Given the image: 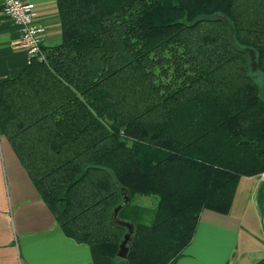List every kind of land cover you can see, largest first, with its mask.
<instances>
[{"label":"trees","instance_id":"16d2710c","mask_svg":"<svg viewBox=\"0 0 264 264\" xmlns=\"http://www.w3.org/2000/svg\"><path fill=\"white\" fill-rule=\"evenodd\" d=\"M57 6L60 43L0 83V132L67 236L114 264H176L202 212L228 214L241 178L264 173V0Z\"/></svg>","mask_w":264,"mask_h":264},{"label":"crops","instance_id":"0c3cea01","mask_svg":"<svg viewBox=\"0 0 264 264\" xmlns=\"http://www.w3.org/2000/svg\"><path fill=\"white\" fill-rule=\"evenodd\" d=\"M43 29L45 47L60 43L57 0H24ZM29 63L21 33L0 1V83ZM264 177L241 178L228 214L205 210L192 243L176 264H258L264 259ZM0 264H114L67 236L43 200L10 139L0 132Z\"/></svg>","mask_w":264,"mask_h":264},{"label":"built area","instance_id":"2783aa9c","mask_svg":"<svg viewBox=\"0 0 264 264\" xmlns=\"http://www.w3.org/2000/svg\"><path fill=\"white\" fill-rule=\"evenodd\" d=\"M13 24L21 33V46L33 58L45 60L43 29L35 20V12L24 0H0ZM264 177V173L262 174Z\"/></svg>","mask_w":264,"mask_h":264},{"label":"water","instance_id":"95a60500","mask_svg":"<svg viewBox=\"0 0 264 264\" xmlns=\"http://www.w3.org/2000/svg\"><path fill=\"white\" fill-rule=\"evenodd\" d=\"M234 33H235V30L232 29L231 30V41H232V43L234 45H236V42H235V39H234ZM246 50L250 54V57H251L252 70L253 71H257V69H258V62L256 60L255 51L252 50V49H249V48H247ZM124 197H125L124 204H128L130 202V197L128 196L127 192H125ZM122 207H123V205H121V206H119V207H117L115 209L114 218L116 219V221H117V223L119 225L124 226V227H126L128 229V232L125 235V239L122 242L121 247H120V251L118 253L119 257H121L123 259H126L128 257V255H129V251H130L129 243L133 239V235H134V231H135V225L133 223H130V222H127V221H120V220H118L117 216H118L119 211L121 210Z\"/></svg>","mask_w":264,"mask_h":264},{"label":"rangeland","instance_id":"374dc122","mask_svg":"<svg viewBox=\"0 0 264 264\" xmlns=\"http://www.w3.org/2000/svg\"><path fill=\"white\" fill-rule=\"evenodd\" d=\"M257 81L260 85V96L264 100V77L261 74H257ZM135 205L140 207H146L150 209H155L157 204V199L154 197H136L134 200Z\"/></svg>","mask_w":264,"mask_h":264}]
</instances>
